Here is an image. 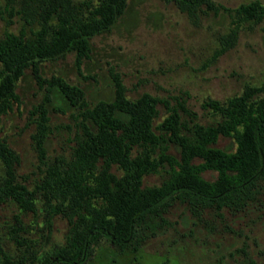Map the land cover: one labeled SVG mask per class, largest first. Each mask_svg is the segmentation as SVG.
<instances>
[{"label":"trees","instance_id":"obj_1","mask_svg":"<svg viewBox=\"0 0 264 264\" xmlns=\"http://www.w3.org/2000/svg\"><path fill=\"white\" fill-rule=\"evenodd\" d=\"M173 1L193 19L209 10L228 13L230 23L213 59L235 44L242 28L264 18L260 0L233 7L214 0ZM126 5L127 0H4L0 4V16L7 24L17 16L21 25L17 32L6 28L0 35V120L19 100L16 86L27 67L46 83L50 93L46 101L53 98L77 110L70 155L43 160L44 175L35 186L43 191V235L50 238L53 217L62 214L69 221L65 240L38 247L25 240L19 253L0 245V264H81L102 241L136 251L161 231L167 222L164 214L176 201L194 211L240 208L261 192L264 81L247 84L224 99L207 97L202 102L212 116L207 122L198 121L196 113L179 101L177 106L166 102L168 114L154 124L159 98L149 92L127 96L117 73L113 97L93 103L79 85L63 76L38 74L40 61L69 51L75 52L79 64L89 55L91 37L110 29ZM32 113H38L34 139L44 159L46 138L52 132L48 108L41 103ZM220 136L232 138L235 148L215 145ZM170 143L178 147L179 156L168 152ZM18 161V154L0 135V201L12 197L21 210L36 212L34 190L16 180ZM206 169L215 170L216 177H204ZM161 171L165 174L159 183H144L145 175Z\"/></svg>","mask_w":264,"mask_h":264},{"label":"rangeland","instance_id":"obj_2","mask_svg":"<svg viewBox=\"0 0 264 264\" xmlns=\"http://www.w3.org/2000/svg\"><path fill=\"white\" fill-rule=\"evenodd\" d=\"M214 1L233 7L251 0ZM260 1L264 5V0ZM13 20L7 24L0 16V35L6 28L19 30L17 16ZM229 23L230 16L223 10H209L193 19L173 0H127L114 25L91 37L89 55L79 64L75 52L69 51L62 57L40 61L37 71L41 77L61 75L79 85L90 103L113 97V74L117 73L127 96L135 98L149 92L159 98L154 124L168 114L166 102L177 106L179 101L204 123L212 118L202 106L207 97L224 99L240 93L247 84L264 81V18L250 28H242L235 44L213 59ZM16 91L19 100L2 115L0 135L18 154L16 180L34 190L38 207L36 212L23 211L12 197L0 201V245L19 253L25 240L35 247L47 246L64 242L68 233L67 217L56 214L50 238L43 235V191L35 186L44 175L43 160L70 155L77 110L75 105L53 98L46 101L50 94L46 83L36 77L31 67L18 80ZM41 103L48 108L52 127L46 138L44 159L34 139L38 113H32ZM183 117L188 120L187 115ZM215 145L235 148L234 140L227 136H220ZM168 152L179 156L173 143ZM164 174L149 173L144 183H159ZM216 174L212 169L202 172L209 179ZM261 185L257 198L240 208L205 207L194 211L186 203L176 201L164 214L167 222L161 231L144 240L138 250L119 249L102 241L81 264H264V179Z\"/></svg>","mask_w":264,"mask_h":264}]
</instances>
